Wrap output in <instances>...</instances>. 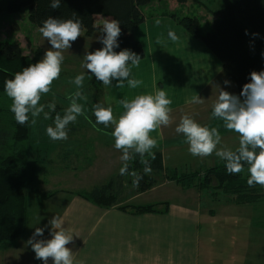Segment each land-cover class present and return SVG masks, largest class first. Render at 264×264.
<instances>
[{"label": "rangeland", "instance_id": "obj_1", "mask_svg": "<svg viewBox=\"0 0 264 264\" xmlns=\"http://www.w3.org/2000/svg\"><path fill=\"white\" fill-rule=\"evenodd\" d=\"M151 2L148 6L151 10H146L145 13L147 16L150 15L148 14L149 11H151V13H160L167 10L171 1L151 0ZM10 3V0H0V6L3 8V11L0 13V40L16 42L20 45L24 55H28L32 59L39 56V58L42 59L44 53L51 45L47 38L42 36L39 28L29 21L26 10L22 9L16 13L7 12ZM223 7V0H187L184 4L176 5L175 13L181 17L187 16L198 19L200 30L202 34H205L212 29V22L214 20L212 12L220 10ZM105 19L112 18L99 16L96 18L97 25L102 26V22ZM98 35L99 34L90 39L79 36L76 41L72 42V47L70 49L63 50L65 59L62 63L61 74L59 78L53 81L50 86V91L46 94H42L41 103L47 104L51 101H55L56 103V110L51 113L53 118L56 113L63 114L65 108L71 102L70 98L78 90L82 93L78 102L84 106V114L79 116L77 121L70 125L74 133L71 132L73 141L68 147L55 148L49 145V150L45 148V152L42 151V153H40L41 155L33 152L34 161L38 160V156L42 160L39 162L40 171L37 173V183L39 182L42 185L48 184L47 189H50L49 191L66 188L76 189L77 192L91 191L94 186L106 184L111 178L117 176L123 163L120 160L122 152L115 149L113 146L114 138L111 135L113 130L112 126L105 128L103 124H97L96 118L93 115V109L97 103L105 105L106 99H103V83L96 80L94 76L91 77L87 74L85 75L82 89H77L72 83L76 74L87 72V70L82 67L84 56L88 52H94L96 49L102 47L97 39ZM197 41L198 49L202 48L206 52L201 53V51H199V53H197L199 59L197 61V67L193 71L196 78H194L191 86H189L191 90L190 98L198 94L204 100L203 103L193 104L194 111H192L190 115L201 124L217 127L222 136L223 146L235 149L239 144V135L224 128L221 120L212 119L211 109L219 95L221 87L224 88V90L238 95L237 89L232 83L227 86L224 85L223 82L229 79L223 74V71L221 78L214 74L217 69L215 65H213V61L210 57L215 60L218 64L217 66H221L220 61L200 39H197ZM148 45L149 44H145L144 46L148 53V62L133 66L131 70L132 77L141 80L143 83L135 89L128 87L126 82L123 87H107V89L110 88L109 94H111V96H109V99H111V104H115L114 113L116 118L124 111L122 105L119 103L122 98L130 100L138 94L154 93L160 88H163L168 96L173 98L170 106L172 110L177 106V95L180 93L175 90L176 87H179L178 90L181 87L177 85L180 81V70H176L178 66L176 68L164 66L161 62H155L156 69H154V67L152 68L149 63L150 51L152 48L155 49V47ZM203 54L206 55L207 59ZM147 66L149 71L148 69L144 70V67ZM132 72L136 74L133 75ZM214 75H216V77L210 84L209 78ZM115 83L116 82L113 81V85H115ZM205 83H207L206 86H204ZM185 109L186 108L178 109V111L173 112V114L177 117H181L180 115L186 114L184 113L186 111H183ZM45 111H48V109L46 108ZM51 115L47 118L48 120L51 119ZM34 119L35 124H38V120L40 119L41 122L45 124L43 113ZM2 130L1 128L0 134ZM31 130L35 132V126L33 127L32 124ZM174 134L177 136L178 133L174 132ZM150 135L157 140L155 148H158L157 146L159 145V151H162L164 154L165 173L169 177L173 173L178 175L200 174L199 172L208 170L221 163V160L214 154L207 157L193 156L188 151V144L183 134H178L177 138H182L185 143L179 142V140L178 142H172L171 138H169L170 136L166 126L159 127L150 133ZM4 136H6V133ZM160 137L161 140L162 138L164 139L161 144H158ZM0 140L3 139L0 138ZM56 142L61 143V140H56ZM201 176H203L202 173ZM193 180L195 179L192 178L190 182H188L193 186H184L175 180L167 178L162 184L156 185L134 198L127 196L129 198H127L125 205L131 208V210L129 209L130 211H134L137 207L152 206L157 214H165L173 210H177V212L181 211L182 213L193 216L197 224H199V220L202 224H205L203 223L204 220L209 218L210 223H207L211 228L213 227L210 243L217 249L222 248L224 250L231 248L229 246L232 238L238 239L239 230H242L240 232L241 234L243 228L245 232H248L247 230L250 229H245L246 223H241L240 226L236 223H229L230 217L234 218L235 221L237 220L239 215H241L240 211L247 219L251 218V221H255L253 223L256 224L255 229L257 231V226L259 225L264 236V186L261 190L258 189V191L251 192L253 198L256 199L253 203L242 205L236 203L235 198L225 197L216 190L200 189L196 187L197 183L193 182ZM33 188L36 191V187ZM131 189L133 190V187H129L127 190ZM134 190H137V188L135 187ZM28 194V201L30 203V200L35 199L32 197L34 193L30 189ZM30 204H34V202ZM210 216L214 217L212 218ZM183 225H187V232H189V224L184 223ZM233 225H235L234 228L230 227ZM236 231L237 233L234 234ZM205 240L208 242L207 237ZM222 258L223 257L219 258V264L222 263Z\"/></svg>", "mask_w": 264, "mask_h": 264}, {"label": "clouds", "instance_id": "obj_2", "mask_svg": "<svg viewBox=\"0 0 264 264\" xmlns=\"http://www.w3.org/2000/svg\"><path fill=\"white\" fill-rule=\"evenodd\" d=\"M60 4L61 0H50V7L53 9L59 8ZM155 23L159 25L160 19L157 18ZM39 31L47 38L51 47L42 59L24 67L13 78L4 82V92L12 101L10 111L21 125L27 123L30 116L31 122L35 123L34 118L41 113L47 119L55 112V101L41 103L42 94L48 93L53 81L59 78L65 59L63 50L70 49L72 42L81 36L82 22L75 18L49 16L42 22ZM121 31V21L118 19L103 20L99 29L100 35L97 37L102 47L84 56L82 67L87 72L76 74L72 80L77 89L83 88L86 74L94 76L105 86L117 88L123 87L125 82L133 89L143 83L131 75L132 67L140 63V55L127 48L116 51L120 48ZM167 37L172 42L178 40L177 34L171 29ZM157 43L161 41L158 39ZM249 75L250 80L243 85L239 95L221 87L211 111L212 119L221 120L224 128L239 135L238 147L233 149L223 146L217 127L201 124L188 114L181 117L175 132L183 134L188 151L193 156L207 157L214 154L225 163L228 173H240L247 167V184L252 187L257 184L264 186V70L253 71ZM113 81H116L115 85ZM223 83L227 86L231 81L225 80ZM81 95V91H76L63 115L56 113L53 124L46 128V133L52 140L68 139V125L84 114V106L78 102ZM203 100L197 94L189 102L200 104ZM119 103L124 111L118 118L114 116L111 106L105 107L99 103L94 106L93 115L97 124H103L105 128L112 126L113 146L122 152L120 160L123 163L119 174L131 176L132 185L135 187L139 185L143 175L135 170L130 171L128 162L139 155L143 174H151L153 169L148 157L155 159L153 149L157 140L150 133L161 126L169 125L172 100L160 88L154 93L138 94L130 100L122 98ZM46 108L48 111H45ZM46 229L51 238L37 239L43 237ZM72 242L73 235L67 232L62 218L57 215L48 220L45 227H35L27 241L35 253V258L43 264H49V258L52 264H76L74 253L67 246Z\"/></svg>", "mask_w": 264, "mask_h": 264}, {"label": "trees", "instance_id": "obj_3", "mask_svg": "<svg viewBox=\"0 0 264 264\" xmlns=\"http://www.w3.org/2000/svg\"><path fill=\"white\" fill-rule=\"evenodd\" d=\"M174 1L184 4L187 0ZM223 1L224 7L212 12V29L205 34L200 30L198 19L174 14L172 16L218 58L223 74L236 87L239 95L243 85L250 80L249 74L264 70V0ZM10 2L8 13L26 10L29 21L38 28L49 16L79 19L82 22L81 36L86 38L92 37L101 27L97 25L96 16L118 19L121 21L122 31L119 37L120 48L117 51L127 48L139 54L141 60L145 57L143 46L135 39L134 31L145 22V8L151 0H61L60 7L56 9L50 7V0ZM2 11L0 6V13ZM39 60V56L32 59L24 55L18 43L0 40V129H3L2 133H6V136L5 133L0 134L3 139L0 140V243L16 239L24 232L29 195L27 189L35 181L39 162L42 161L39 156L38 160H33L31 116L23 125L16 122L10 111L12 101L4 92V82ZM70 125L71 123L68 129L71 133L74 130ZM153 152L155 159L148 157L153 169L151 174H143L139 155L128 162L130 171L135 170L143 175L139 185L135 186L137 190H134L131 176L118 174L106 184L77 194L105 209L119 207L122 210H131L125 205L127 196L136 197L162 184L167 178L184 186L191 185L188 182L194 178L196 187L216 190L225 197L235 198V202L242 205L253 203L256 199L251 192L263 187L259 184L248 186L247 167L240 173H228L223 161L199 172L200 174L173 173L169 177L165 173L162 152L154 149ZM129 187H133V190H127ZM52 195L53 192L48 191L42 194L45 199ZM131 212L155 213V210L152 206H144Z\"/></svg>", "mask_w": 264, "mask_h": 264}, {"label": "crops", "instance_id": "obj_4", "mask_svg": "<svg viewBox=\"0 0 264 264\" xmlns=\"http://www.w3.org/2000/svg\"><path fill=\"white\" fill-rule=\"evenodd\" d=\"M170 1V6L163 12H147L150 15L147 16L146 14L145 22L135 29L134 37L142 44L145 52V57L139 65L148 62V53L144 46L149 44L148 46L155 47L150 51L149 63L152 68L156 69L155 62H161L164 66L174 68L178 66L176 70H180V81L177 85L181 87L179 90V87H176L175 90L180 94L177 95V106L172 110L170 123L166 127L172 142L179 140V142L185 143L182 138H177L178 134L177 136L174 134L183 115L177 117L173 112L186 108L183 110L186 111L184 113L190 115L194 111L193 103L189 102L191 92L189 86L196 78L193 71L198 64L199 55L197 53L206 51L202 48L199 50L198 38L193 37L173 18L172 15H176L175 8L179 3L174 0ZM146 8L145 13L146 10H151L149 7ZM98 17L96 16L95 20ZM157 18L161 21L159 25L155 23ZM169 29L177 34V41L172 42L168 39ZM97 34L100 35V32H96L90 38L96 37ZM158 39L161 43H157ZM203 55L206 58V55ZM210 59L217 69V73L214 74L221 78L222 67L217 66L218 64L212 57ZM147 69L149 71L148 66L144 67V70ZM132 73L133 75L136 74L135 72ZM216 75L210 76V84ZM206 85L207 83L204 84V86ZM103 87V99H106L104 106H111L114 113L115 104H111V99H109L111 96L109 94L110 88L107 89L108 86L105 85ZM169 98L173 101L172 97ZM52 118L51 115L50 120L45 119V124L41 122V119L38 120V124L31 123L33 127L35 126V132L31 130L32 153L45 152V148L49 150V145L55 148L68 147L73 141L69 131L67 140H61V143L51 140L46 133V128L53 124ZM163 139L161 140L160 137L158 144H161ZM157 147L154 150L159 151V145ZM39 171L40 167L36 172L35 181L27 189L28 191L32 190L34 193L32 197L35 199L30 200V203L34 202V204H30L28 201L24 232L16 239L0 243V264H43L41 260L35 258V253L27 241L32 236L35 227H45L48 220L55 215L62 218L63 227L69 234L73 235V242L67 246L72 249L76 264H219L220 257H223L221 264H264V236L262 231L259 225L257 231L255 229L256 224L253 223L255 221H251V218L247 219L241 211L237 220L235 221L234 218L230 217L229 223H236L238 226L241 223H246L245 229H250L245 232L243 228L241 234L242 230H239L238 239L232 238L229 246L231 248L217 249L210 243L213 227L211 228L208 224L210 223L209 218L204 220L203 223L205 224H202L200 220L197 224L193 216L181 211L177 212V210L165 214H135L119 207L105 209L101 205L79 196L76 189L66 188L49 191L50 189H47L48 184L37 183ZM33 187H36V191ZM47 191L53 192V195L45 199L42 194ZM210 217L213 218L214 216ZM184 223L189 224V232H187V225H183ZM230 227L234 228L235 225ZM206 237L208 242L205 240ZM48 238L51 237L47 229L43 237H37V239ZM49 264H52L51 258H49Z\"/></svg>", "mask_w": 264, "mask_h": 264}]
</instances>
